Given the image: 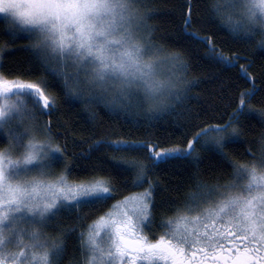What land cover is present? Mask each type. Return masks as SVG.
<instances>
[{
    "label": "snow or ice",
    "instance_id": "6c2138e0",
    "mask_svg": "<svg viewBox=\"0 0 264 264\" xmlns=\"http://www.w3.org/2000/svg\"><path fill=\"white\" fill-rule=\"evenodd\" d=\"M151 0H0V15L10 18L13 34L25 33L33 40L35 56L47 72L62 80L67 96L87 104H100L115 111L147 107L151 111H164L174 101H181V74L187 65L179 56H169L147 38L151 29L147 17L139 14L142 4ZM229 11L239 12L240 20L231 26L233 33L251 35L244 18L251 20L257 12L264 13V0H228ZM215 0L213 10L222 16L225 9ZM193 8L191 0L188 4ZM229 24L232 18L228 17ZM185 34L195 40L200 37L190 32L191 17L184 20ZM18 26V27H17ZM205 44L209 41L205 40ZM3 54L0 53V56ZM162 58V59H161ZM210 59L225 65H235L223 54L210 48ZM169 66L167 85H161L152 70ZM95 68L96 80L103 81V93L85 90L80 70ZM10 75V73L8 74ZM114 76L115 80H106ZM248 79L247 72H243ZM119 85L116 93L111 92ZM47 83L13 81L0 73V132L7 137L8 148L0 151V264H57L64 252V240H51L44 234L47 218L63 210H76L105 205L115 198L114 181L135 173L133 187L148 183V189L126 198L123 208L104 227L112 230L106 244L101 246L96 237L100 229H93L84 240L83 264H264V176L257 169H264V144L261 153L249 157L252 163L235 168L236 182L220 192L198 185V190L177 218L162 221L159 238L151 231L155 213L157 185L147 179L148 166L138 160L123 156L110 157L113 170L107 176L70 184L68 177L76 174L66 161V149L53 146L50 138L44 140L29 128L23 132L15 128L29 115L26 98H32L33 111L41 114L56 111L46 97ZM256 85L252 84L249 100L255 99ZM13 101L9 103V101ZM42 103V108H41ZM166 105L161 110L160 105ZM241 111H250L242 95ZM260 116L264 118V113ZM236 115L228 124L201 128L187 142V149H162L151 142L97 141L84 155H95L107 149L113 154L138 156L145 159L152 169L173 161L191 158L196 151L194 144L201 141L215 145L223 153L224 141L238 137ZM27 140V143L24 141ZM226 158V157H225ZM64 165L59 177H54V166ZM119 207V206H117ZM30 215V227L20 226L22 217ZM103 219V217H101ZM231 245V247H229ZM23 251H20V249ZM15 249V250H14Z\"/></svg>",
    "mask_w": 264,
    "mask_h": 264
},
{
    "label": "trees",
    "instance_id": "16d2710c",
    "mask_svg": "<svg viewBox=\"0 0 264 264\" xmlns=\"http://www.w3.org/2000/svg\"><path fill=\"white\" fill-rule=\"evenodd\" d=\"M189 2L151 0L140 8L152 30L147 37L150 42L169 56L178 55L188 68L181 74L182 102L174 101L171 107L156 111L150 117L145 113L146 108L110 111L103 105L78 102L67 96L62 80L51 72L46 73L36 58L35 50L31 48L32 38L23 32L14 35L9 28L13 22L0 18V53L3 54L0 56V73L13 81L47 83L46 97L50 104L54 103L56 111L41 114L36 109V120L46 130L53 145L66 149L65 163L76 174L68 177V181L80 183L93 176H107L114 167L110 159L113 155L138 160V163L148 166L147 179L157 185L154 222L151 225L156 238L165 230L162 221L175 220L179 214H184L189 197L198 190V185L222 189L234 184L235 168L249 166L252 163L249 153L252 157L260 155L264 144V118L260 116L264 113V49L258 48L252 37L230 30L232 25L227 26L228 17L231 16L233 25L240 17L227 7L223 8L222 0L218 5L225 9L222 16L213 10L215 0H191L193 8L188 7ZM188 17L193 21L188 31L195 32L200 40L185 34L184 20ZM205 40L209 43L205 44ZM212 47L228 61H235V65L210 59ZM243 72H247V80L243 78ZM162 74L166 76V72ZM252 84L256 85L255 99L249 100L247 94ZM242 95L250 111L237 114ZM26 99L32 100L31 97ZM234 114L239 121L234 124L239 136L224 141L223 153L215 145L201 141L199 146L194 144L196 151L191 158L173 160L158 169L150 167V162L145 159L147 153L127 156L105 149L90 159L84 155L97 141L151 142L159 144L162 149H187V142L201 128L225 125ZM6 146L7 137L0 132V150ZM63 171L64 165L54 166V177H59ZM135 175L132 173L116 179L113 182L117 189L115 198L105 205L79 209L75 213L61 210L50 216L46 232L53 240L63 239L65 245L57 264H83V237L87 228L120 201L148 189V183L133 187Z\"/></svg>",
    "mask_w": 264,
    "mask_h": 264
},
{
    "label": "rangeland",
    "instance_id": "374dc122",
    "mask_svg": "<svg viewBox=\"0 0 264 264\" xmlns=\"http://www.w3.org/2000/svg\"><path fill=\"white\" fill-rule=\"evenodd\" d=\"M223 1V8H228L229 9V4H228V0H222ZM235 15H237L238 17L240 16V14L238 12H233ZM237 13V14H236ZM1 17H4L5 19H10L9 17H6V16H3V15H0V18ZM224 19H226L227 17H225V15L223 16ZM227 23L229 24V22L227 21ZM227 26L230 27V25H233L232 23L229 24ZM32 49H34L33 47H31ZM167 67V68H165ZM163 71L166 72V75L169 73L170 69H169V66L165 65L163 66ZM76 100V99H75ZM78 102H80V100H76ZM13 101H9V103H12ZM30 102H32V100L28 101L26 99V103L28 104V108H29V115H35V110L33 111L32 109V106H29L30 105ZM84 102V101H83ZM3 101H0V104H2ZM147 109V107H139V109ZM110 110V109H109ZM117 110H121V109H117ZM115 110V111H117ZM147 109L146 110V113L148 114V116H152L155 111H151ZM111 111V110H110ZM150 112V113H149ZM152 112V113H151ZM150 114V115H149ZM37 115H35V119H26L23 124H19L17 123L15 125L16 129H19V131L23 132L25 128H29L33 131V133L38 137V139L40 140H44L45 138H49L48 137V134L46 133V130L43 129V127L40 125V123L36 120ZM25 143H27V140L24 141ZM9 146V145H8ZM8 146H6L4 149L0 150V151H4L8 148ZM55 146V145H53ZM69 182V181H68ZM70 184H77V183H73V182H69ZM232 185V184H231ZM226 188V187H225ZM225 188H222V189H218L219 191L217 192V196L214 198V199H218L219 198V195H220V192H222ZM137 195V194H136ZM136 195H133V196H136ZM131 196V197H133ZM122 201H126V199L122 200ZM122 201H120L119 203H117L116 205H114V207L105 215L103 216V219H99L97 220L96 222H94L90 227L87 228V231H86V234H84L85 238L84 240L87 239V236L88 234L93 230V229H97L99 228L100 229V236L96 237L97 241L101 244V246H104L106 244V241H107V238L108 236L111 234L112 230L110 228H106L104 227V225L112 218H115V214L118 212L119 209L123 208L124 205L121 203ZM119 206V207H117ZM18 216H21L22 219H21V222H20V226L21 227H24V228H29L30 227V224H29V221H33L34 218L30 215H26V214H18ZM51 216V215H50ZM48 217L47 218V223L44 225V234L47 238L53 240V237L50 236L46 230H47V226L48 224H50V218L52 217ZM81 248V252L83 251L82 247ZM15 250V249H14ZM20 251H23V249L21 248ZM5 264H7V262H5ZM138 264H146V262L143 263V261H140L138 262Z\"/></svg>",
    "mask_w": 264,
    "mask_h": 264
},
{
    "label": "clouds",
    "instance_id": "9594fccd",
    "mask_svg": "<svg viewBox=\"0 0 264 264\" xmlns=\"http://www.w3.org/2000/svg\"><path fill=\"white\" fill-rule=\"evenodd\" d=\"M139 14H143L140 10ZM242 23L247 26V30L251 35H245L246 37H252L258 48L264 49V13L257 12V15L251 20L244 18ZM243 34V33H242ZM244 35V34H243ZM162 59V58H161ZM148 63L152 64V70L154 75H156L161 85L166 86L168 81L167 77L163 75L162 66H158L155 61L149 60ZM96 70L95 68L89 67L88 69L80 70V78L82 86L85 90H91L97 94L103 93L104 89L102 87L103 81L96 80ZM106 80H115L114 76H108ZM119 90V85L116 84L115 87L111 89V92L116 93ZM161 110L166 108V105L162 104L159 106ZM258 176H264V169H257Z\"/></svg>",
    "mask_w": 264,
    "mask_h": 264
},
{
    "label": "bare ground",
    "instance_id": "6f19581e",
    "mask_svg": "<svg viewBox=\"0 0 264 264\" xmlns=\"http://www.w3.org/2000/svg\"><path fill=\"white\" fill-rule=\"evenodd\" d=\"M238 13H239V12H238ZM236 14H237V13H236ZM239 17H240V16H239ZM239 17H238V18H239ZM238 21H239V20H238ZM227 24H228V23H227ZM228 25H229V24H228ZM230 28H231V27H230ZM162 67H163V66H162ZM166 68H167V67H166ZM164 72H165V71H164ZM183 88H184V87H183ZM170 107H171V106H170ZM147 109H148V108H147ZM252 110H253V109H252ZM148 111H149V110H148ZM155 112H156V111H155ZM145 113H146V112H145ZM149 113H150V112H149ZM166 113H167V112H166ZM166 113H165V114H166ZM163 114H164V113H163ZM141 115H142V114H141ZM149 115H150V114H149ZM248 115H249V114H248ZM162 117H163V116H162ZM157 121H158V120H157ZM227 124H228V123H227Z\"/></svg>",
    "mask_w": 264,
    "mask_h": 264
}]
</instances>
